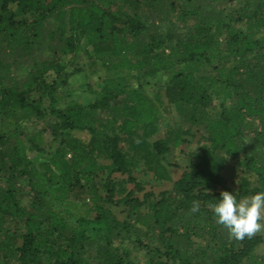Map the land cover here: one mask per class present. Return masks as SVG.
Instances as JSON below:
<instances>
[{
  "label": "trees",
  "instance_id": "16d2710c",
  "mask_svg": "<svg viewBox=\"0 0 264 264\" xmlns=\"http://www.w3.org/2000/svg\"><path fill=\"white\" fill-rule=\"evenodd\" d=\"M234 5L0 0L1 250L12 248L20 264H43L44 256L91 264L90 252L95 264H125L126 240L147 253V264H264L263 235L234 239L211 210L228 161L257 178L242 181L238 198L264 190V0ZM82 54L106 71L87 105L72 98L75 71L63 61ZM159 74L166 101L144 91ZM36 121L50 129L27 130ZM183 124L205 144L172 189L115 198L128 182L144 189L133 176L142 161L169 178L163 160L187 141ZM49 135L62 136L60 146H44ZM115 173L127 178L115 181Z\"/></svg>",
  "mask_w": 264,
  "mask_h": 264
},
{
  "label": "rangeland",
  "instance_id": "374dc122",
  "mask_svg": "<svg viewBox=\"0 0 264 264\" xmlns=\"http://www.w3.org/2000/svg\"><path fill=\"white\" fill-rule=\"evenodd\" d=\"M244 0H235V7H238L240 3H243ZM11 9L16 10L17 5L16 3L11 4ZM232 6V7H234ZM64 63L67 64L68 72L73 73L70 76V85L73 91V99L77 100L83 105H87L95 96L93 90H99L100 84H102V78L106 76V71L102 67V64L98 62L96 65H92V61L86 54H82L79 57H73L68 55L64 57ZM76 69H79L77 71ZM97 71L94 73L93 71ZM167 77L164 74H159L156 78L147 79L145 84L144 91L152 98H156V93L159 91L162 97L167 100L164 93V88L167 84ZM70 90V87L68 88ZM104 113H99L98 117L104 119ZM171 121L177 122V112L173 111ZM105 125H108L107 122H104ZM44 125L50 129L45 121L33 122L28 123L27 127L29 131L39 130L40 128L44 127ZM184 129H189V133L185 136L187 141L180 145L178 148H175L172 152L167 154L163 160L164 165L168 167L169 170V178L168 179H159L155 177V173L153 170H150L146 167V164L142 161L140 163L139 168L133 171V176L138 179L139 182L143 184L144 189H139L135 186V183L128 182L125 184V189L123 192H119V194L115 195V198L122 197L125 192L129 190L135 191V196L143 199V195L145 192H153L155 196L160 195L161 192L167 191L172 189L174 182L181 176L183 170L186 167H189L192 162L194 161L195 153L201 151V147L205 144L200 138V132L197 128H189V125L183 124ZM163 128L161 132H163ZM73 136L79 138L85 142L91 140L92 134L89 131H76L73 132ZM62 136H58L56 141H52V136L49 135L48 138L45 139L44 146L47 148L52 149L53 146L58 147L60 146L59 141L61 140ZM57 142V143H56ZM56 143V144H55ZM55 144V145H54ZM64 147L67 150L70 149V145L67 144ZM54 148V149H55ZM70 156V155H68ZM102 162H105L104 159H101ZM107 174L104 175V178ZM112 179L115 181L124 180L127 178V174L115 173L110 175ZM223 176L225 179V186H220L219 190L224 191L228 190L229 188L235 190L237 192L239 187L242 184L244 179H249L252 185H256L257 178L254 174L249 173L242 169L236 162L228 161L223 171ZM0 183L3 184L4 182L0 178ZM153 198H150L152 200ZM29 196L25 194L24 198L22 199V203L24 206L27 207L29 204ZM85 203H89V200L86 199ZM85 206V205H82ZM264 237V230L259 231ZM5 239L4 233H0V243H2ZM122 248L125 250V264H147L148 255L147 253L139 249L138 247L134 246L132 243L121 240L120 242ZM257 253L260 255H264V243L259 246ZM89 256V255H88ZM90 262L91 264H95V257L94 253L90 252ZM54 259L44 256L43 264H53ZM0 264H20L17 260L16 253L10 249L1 250L0 249Z\"/></svg>",
  "mask_w": 264,
  "mask_h": 264
},
{
  "label": "clouds",
  "instance_id": "9594fccd",
  "mask_svg": "<svg viewBox=\"0 0 264 264\" xmlns=\"http://www.w3.org/2000/svg\"><path fill=\"white\" fill-rule=\"evenodd\" d=\"M211 210L216 222L227 228L234 239L241 240L264 230V190L242 198L235 191H221ZM192 211H199L198 202L193 203Z\"/></svg>",
  "mask_w": 264,
  "mask_h": 264
}]
</instances>
